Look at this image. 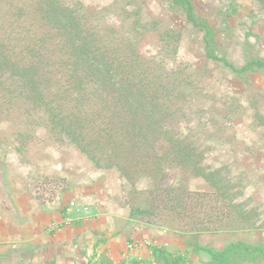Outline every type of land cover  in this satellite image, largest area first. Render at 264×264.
<instances>
[{"label":"rangeland","instance_id":"374dc122","mask_svg":"<svg viewBox=\"0 0 264 264\" xmlns=\"http://www.w3.org/2000/svg\"><path fill=\"white\" fill-rule=\"evenodd\" d=\"M82 1L96 9L128 0ZM138 1L146 19H158L166 29L182 32L178 61L192 65L196 71L190 79L199 86L184 132L198 142L204 163L219 167L217 181L225 185L231 208L228 198L213 193L190 168L173 169L184 188L207 190L191 194L190 202L194 210H204L201 214L210 212L208 221L198 228L186 227L172 213L158 209L147 179L123 184L117 170L97 169L76 148L54 139L45 116H27L19 103L0 116V206L30 204L39 212L58 213L65 209V226H58L62 219L53 220L46 229L63 231L64 243L74 245L72 264H162L159 249L171 257L184 254L180 264H214L206 251L194 247L216 251L238 242L264 249V69L251 66L237 73L206 58L202 32L185 23L171 0ZM191 1L196 15L214 27L216 54L236 67L264 59V0ZM108 15L119 29L126 26L125 20ZM159 46L154 33L145 34L146 54ZM73 188L77 193L70 195ZM83 220L91 221L93 243L87 237L71 240L80 226L70 224ZM237 262L232 259L231 264ZM238 264H264V258Z\"/></svg>","mask_w":264,"mask_h":264},{"label":"trees","instance_id":"16d2710c","mask_svg":"<svg viewBox=\"0 0 264 264\" xmlns=\"http://www.w3.org/2000/svg\"><path fill=\"white\" fill-rule=\"evenodd\" d=\"M171 1L185 23L202 32L206 58L237 73L264 69L263 58L236 67L216 54L209 21L196 15L191 0ZM126 2L90 9L82 0H0V116L16 103L27 116L40 113L55 140L76 148L97 169L117 170L123 184L147 179L158 209L198 228L210 212L194 210L190 197L207 190L184 188L173 169L190 168L213 193L228 196L217 181L219 167L204 163L198 142L184 132L199 94L190 79L196 70L178 61L181 30L146 19L138 0ZM110 13L126 26L111 23ZM149 32L160 45L151 55L142 48ZM194 249L206 251L214 264L264 258L262 246L238 242L216 251ZM156 252L162 264L185 260L182 253Z\"/></svg>","mask_w":264,"mask_h":264},{"label":"crops","instance_id":"0c3cea01","mask_svg":"<svg viewBox=\"0 0 264 264\" xmlns=\"http://www.w3.org/2000/svg\"><path fill=\"white\" fill-rule=\"evenodd\" d=\"M69 191L70 195L77 193L74 188ZM44 210L39 212V210L33 209L30 204L11 209L0 206V264L73 263L74 258L71 255L75 252V247L73 244L68 246V242L64 243V240L61 239L63 231L58 232V229L54 228L49 231L46 229L47 223L53 220L60 221L62 219V223L58 226H65L62 225L66 223L64 221L66 218L65 209L62 213V210L59 213L55 209ZM49 210L51 211L48 212ZM90 223L91 221L86 223L83 220L70 224L80 226L79 234L72 235L71 240H83L84 237H87V242L91 240L93 243L94 239L91 238L94 236L93 231L88 229L91 227ZM90 246L91 244L88 245V248Z\"/></svg>","mask_w":264,"mask_h":264}]
</instances>
